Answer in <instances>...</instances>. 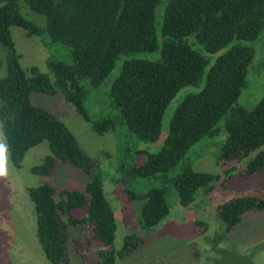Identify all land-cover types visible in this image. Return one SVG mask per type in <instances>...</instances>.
<instances>
[{
	"label": "trees",
	"instance_id": "16d2710c",
	"mask_svg": "<svg viewBox=\"0 0 264 264\" xmlns=\"http://www.w3.org/2000/svg\"><path fill=\"white\" fill-rule=\"evenodd\" d=\"M25 7L43 24L26 17ZM11 26L49 47L46 72L20 65ZM263 29L264 0H0V126L11 162L19 168L26 152L46 140L50 154L31 166L33 174L49 175L61 162L88 178L83 191H57L46 181L26 187L36 238L50 264H73L70 226L90 227L103 245L99 264H119L141 238L126 235L120 249L114 247L118 223L100 163L61 120L33 105L30 93L61 94L94 133L108 132L114 139L124 129L140 142L155 143L166 127L155 150L118 139L116 159L106 167L129 200L143 201L139 220L149 230L168 215L172 194L187 206L220 178L194 170L186 159L204 137L225 128L221 159L244 161L249 173L264 169V94L250 110L237 105L248 84L252 43ZM259 61L255 71L263 72L264 56ZM114 69L108 91L112 113L92 115L85 104L88 87L100 86ZM81 208L84 215L74 217ZM263 209L264 197L239 195L218 206L217 219L229 231L246 211Z\"/></svg>",
	"mask_w": 264,
	"mask_h": 264
},
{
	"label": "rangeland",
	"instance_id": "374dc122",
	"mask_svg": "<svg viewBox=\"0 0 264 264\" xmlns=\"http://www.w3.org/2000/svg\"><path fill=\"white\" fill-rule=\"evenodd\" d=\"M23 14L38 23L39 17ZM14 46L23 68L36 66L46 72V47L38 36H28L19 26L10 27ZM255 55L249 67L248 84L242 89L237 105L250 110L264 94V71L260 69V57L264 56V29L252 43ZM259 71V72H258ZM2 68L0 69V76ZM116 69L98 87H88L86 107L92 115L110 114L108 91ZM30 101L49 110L61 120L75 136L79 146L101 166L104 191L117 217L114 247L120 249L126 235L141 238L136 249L119 260V264H264V209L249 210L241 215L240 222L226 230L217 219L218 206L239 195L264 197V169L251 172L245 170V162L236 159H221L222 142L226 130L214 137H204L186 153L196 171L220 174L212 189L197 195L195 200L181 206L175 195L170 199L168 215L158 225L144 230L140 223L142 200H129L122 186L115 180L109 168V159H116L115 147L119 139L122 144L155 150L166 133L163 129L155 143L138 141L131 133L119 131L118 139L105 132L94 133L89 125L75 112L73 106L57 93H30ZM172 103L167 108L163 123L172 112ZM50 154L46 140L30 148L19 168L10 163V178L0 180V264H50L36 238V214L26 187L48 182L59 189L83 191L88 180L79 168L66 163H56L49 175L31 172V166L38 164ZM11 160V159H10ZM113 180L116 181L113 182ZM144 188L140 186L139 191ZM199 191H203L200 189ZM84 215V208L74 209L73 216ZM68 254L73 264H99V252L103 245L91 236L89 226H70Z\"/></svg>",
	"mask_w": 264,
	"mask_h": 264
},
{
	"label": "clouds",
	"instance_id": "9594fccd",
	"mask_svg": "<svg viewBox=\"0 0 264 264\" xmlns=\"http://www.w3.org/2000/svg\"><path fill=\"white\" fill-rule=\"evenodd\" d=\"M10 152L7 136L0 126V180H8L10 178Z\"/></svg>",
	"mask_w": 264,
	"mask_h": 264
}]
</instances>
